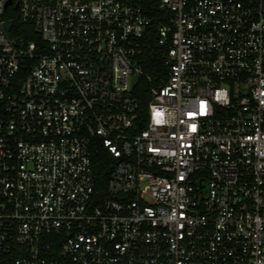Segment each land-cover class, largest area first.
Instances as JSON below:
<instances>
[{"label":"built area","instance_id":"2783aa9c","mask_svg":"<svg viewBox=\"0 0 264 264\" xmlns=\"http://www.w3.org/2000/svg\"><path fill=\"white\" fill-rule=\"evenodd\" d=\"M158 11L153 77L139 0H0V264H264V0Z\"/></svg>","mask_w":264,"mask_h":264},{"label":"trees","instance_id":"16d2710c","mask_svg":"<svg viewBox=\"0 0 264 264\" xmlns=\"http://www.w3.org/2000/svg\"><path fill=\"white\" fill-rule=\"evenodd\" d=\"M139 3L145 13L153 18V24L142 40V47L144 49V52L138 58V62L142 65L145 73L154 77L156 75L157 70L161 67V62L157 57V50L155 44L156 30L161 24H163L164 20L161 18V13L158 11L159 0H139ZM31 29V26L23 25L19 22L17 23L15 20L13 33L15 36H23L27 39L32 40L35 39L36 36L35 34H33V32L31 33ZM134 93L139 101V112L143 117L146 114L147 103L149 101L148 88L143 80L139 82V85L135 88ZM93 161L94 166L100 175L99 186L100 188L104 189L105 182L111 172V164L113 160H111L105 150L102 149L97 154H95V156L93 157ZM3 264L9 263L6 262Z\"/></svg>","mask_w":264,"mask_h":264},{"label":"water","instance_id":"95a60500","mask_svg":"<svg viewBox=\"0 0 264 264\" xmlns=\"http://www.w3.org/2000/svg\"><path fill=\"white\" fill-rule=\"evenodd\" d=\"M11 25H12V21H7L6 23H5V28H6V30H8L10 27H11ZM136 77H134V79H135Z\"/></svg>","mask_w":264,"mask_h":264}]
</instances>
